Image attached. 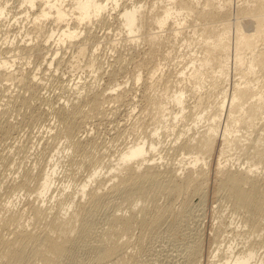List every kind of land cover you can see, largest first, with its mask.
Here are the masks:
<instances>
[{
    "label": "bare ground",
    "instance_id": "1",
    "mask_svg": "<svg viewBox=\"0 0 264 264\" xmlns=\"http://www.w3.org/2000/svg\"><path fill=\"white\" fill-rule=\"evenodd\" d=\"M114 16L119 20L115 33L121 37L113 44L119 42V46L134 50L144 41L154 59L146 78L141 73L135 75L137 81L143 79L146 85L139 99H135V90L120 87V82L100 88L96 78L63 79L61 74L55 77L52 73L66 66H79L80 59L91 56L86 65L94 71H106L111 77L117 74L125 62L116 57V61L105 66L106 61L97 53L103 43L89 31L95 24L111 25ZM0 28V32H6L0 36V87L5 80L23 91L13 96L9 90L13 98L9 96L5 107L0 108V138L4 140L0 146L7 142L10 145L7 153L0 151V164L16 165L18 157L13 158L14 152L10 151L18 148V152H30L32 147L13 141L20 129L17 121L11 119L18 115L12 112V116L11 108L26 107L22 112H30L31 122L35 119L42 123L47 115L59 121L58 125L53 123L55 131L46 136L44 151L47 149L50 154L49 160L40 163L35 159L30 167H22L24 159L18 161L22 167L18 176L11 175L5 180L8 182L4 191H0V264H139L156 226L163 225L169 214L184 217L187 197L206 191L210 157L217 151L218 165L213 164V173L220 175L212 173L218 177L213 195L220 200L218 204L223 202L233 214L241 216L242 225L247 228H235L233 236L241 238L237 249L229 246L226 255L225 249L220 248L225 258L220 251L211 254L208 262L264 264V254H258L260 249L264 252V0H0ZM12 29L15 30L11 32ZM109 30L114 28L109 26ZM50 41L53 49L46 46ZM165 44L170 48L164 47V59L176 58L173 63L178 66L164 70L162 59L154 56ZM63 47H73L76 59L58 56ZM44 49L51 76H44L41 63L30 69L29 61L18 60L24 53ZM53 76L66 98L55 104L50 101L52 97H46L43 101L47 109L37 108L39 104L33 107V101L42 99L46 79ZM235 76L238 77L233 79ZM112 100L129 102L130 114L140 104L142 107L133 114L134 119L131 117V129L127 131L145 128L136 132L130 145L121 146L115 162H109L108 157L106 163L104 156L109 153L98 150L107 146L105 138L106 146L100 144L103 147L97 149L102 136L90 133L87 124L95 113L100 116ZM9 102L16 105L11 107ZM48 122L42 125L49 133L52 124ZM237 122L245 129L238 128ZM121 134L125 138L126 134ZM169 136L166 147L163 144ZM62 138L65 150L59 145ZM61 151L66 152L71 166L79 161L88 164L90 170L81 186L77 182L73 191L61 188V193L51 195L48 192L54 189L50 190L60 174L56 166ZM232 158L241 160L244 167L229 164ZM22 196L24 204L15 207ZM112 204L115 209L99 225V212L104 205ZM224 234H215V241L221 243L220 236ZM189 246L184 254L186 264H200L199 237ZM82 251L88 259L79 258ZM218 254L222 257L218 258ZM257 254L260 258L253 259Z\"/></svg>",
    "mask_w": 264,
    "mask_h": 264
},
{
    "label": "rangeland",
    "instance_id": "2",
    "mask_svg": "<svg viewBox=\"0 0 264 264\" xmlns=\"http://www.w3.org/2000/svg\"><path fill=\"white\" fill-rule=\"evenodd\" d=\"M148 1L151 2L152 0H148ZM12 8L14 10H16V7H12ZM118 22H119V20L114 16L112 18L111 25H108V24H104V25L95 24L94 26H92L90 28L88 27L89 28V31H90V34L93 35V36H97L99 38L98 39L96 37L97 40H100V42L102 41L100 44L103 43L100 46V48L97 50V53L99 54L100 57H102L107 62V63L106 62L104 63L105 66L108 65L110 61L111 62L116 61L115 60L116 57L119 58V59H121L123 61V63L125 62V64H122V63L120 64L119 63L122 69H120V67H118L117 74H114V75L112 74V77H111V75L108 72H106V71L104 73L103 72L101 73V72L94 71L91 67H89L88 65H86L87 62L89 61L90 57H91L90 56V57H84V58L80 59V65L79 66H74V67L73 66H66V68L63 67L64 69L63 68H59L58 70L52 67L53 69H55L54 70L55 72L54 71L52 72V73H55V77L57 75L59 77V75L61 74V77H63V79L74 78V77H75V79H78L79 76H82V80L86 79L87 81H88V79L89 80H93L94 78H96L97 84L99 85L100 88L101 87H106V85H109V84L112 85L115 82H120V84L122 85L120 87H124L125 86L126 88H128V89H130L132 91L135 90V94H137V97L135 99H137V98L139 99L140 96H141V93H142V91H143V89L145 88L146 85H145L143 79L137 81L135 79V75H137L138 73H141L143 75V78H146L148 76V74H147V68L152 65V62H154V59L151 56V54L148 53L150 46L149 45L147 46L148 43L145 44L144 41H142V43H144V44H142L140 42L139 43V46L136 45L137 47L135 46L134 50L127 49L126 45H124L125 47L123 45H120L119 46V42L116 44V46H115V44H113L114 41L115 42H116V40L118 41L120 39V37H121L119 34L115 33V30L118 29V27H117ZM109 26H111V28H114V30H109ZM16 29H18V28H16ZM14 30L15 29H12L11 32H13ZM4 33H6V32H0V36H3L4 37L5 36ZM118 36H120V37H118ZM104 37H105V39H103ZM49 43H51V44H49ZM49 43H48L49 45L47 44L46 46H49V48L53 49L54 48L53 43L51 41ZM176 43H178V41H176ZM90 45H92V44H90ZM163 45L160 46L161 48H158L157 49V50H159V52L162 49V52H161L162 54L160 53L161 54L160 55L159 52L156 51L155 52V55L156 56H154V57L157 58L159 56L158 58H161L162 59L164 70L167 67L172 68V67L178 66L177 63H173V61L176 58H174V59H172V58L164 59L163 56L165 54V51H166V49L168 47L170 48V46L169 45L167 46L166 44H165V46H163ZM113 46H115L116 48L114 47V49H113ZM176 46H177V44H176ZM164 47H166V49ZM177 47H179V43H178V46ZM73 49H74L73 47H63L61 49L60 53L58 54V56L65 55V57L68 58V59H71V60L76 59V57L73 55V53H74L73 52ZM163 49H165V51ZM45 51H46V49H44L41 52H36V53L30 52L31 54L30 53L29 54L28 53L27 54L24 53V54H22L19 57L18 60L20 62H26V63L29 61L28 62L29 65H27V66H29L28 68H30V69H32L34 67L36 68V66H38L41 63L42 64L41 67H43L45 70L43 68L42 69L46 72V75H44V76L45 77L51 76V74L48 75L50 73V69L48 68V65H47L46 61H44V56L43 55H44V52ZM122 65H125V66H122ZM107 67L110 68L109 66H107ZM93 73H95V74H93ZM115 75H116V77H115ZM64 76H65V78H64ZM55 77L53 76L52 79L51 78L46 79V81H45L46 82V88H43L42 89V92H43L42 93V99H39L38 101H33V104H32L33 107H35L36 104H39V105H36L37 108H40V107L42 108V106H44V107L46 106L45 108L47 109V104L43 101V100H45L46 97H47V99H48V97H49V99L52 97L51 98L52 100H50V101L55 102V104H58L57 102L61 103L62 100H64V98H66L65 97L66 94L64 95V93H66V92H64V91L62 92L61 89L57 86L56 80H54ZM237 77L238 76H235V77H233V79H236ZM53 80H54L55 83L53 82ZM99 80H100V82H99ZM3 82H4V84L0 87L1 90H2V92H0V108L5 107L4 106V102L5 101L7 102V98L9 96H10L9 98L12 99L13 98V97H11L12 95L14 96V95L18 94L19 91L20 92L22 91V90H20V87L17 86L16 84L15 85L14 84L12 85V84H10L9 81H5V80ZM9 90L11 92L13 91L14 94L12 93V95H11L10 94L11 92ZM108 91H111V90H108ZM24 94H27L28 95L27 92L24 93ZM56 99L58 101H56ZM139 101L136 102V103L138 104ZM9 104L11 105V107H13V105H16V104H14L12 102L11 103L9 102ZM106 104H107V107H106L107 108L106 109L107 111L106 110L103 111V113L100 114V116H98L99 114L97 115L96 113H95V115H97V116H95V115L92 116L93 113L90 114V116H92V117L89 118V119H91L90 120L91 122L89 121V123L87 124V126L89 125L88 127H90L89 128V132L90 133H97V134H99L98 135L99 138L102 136L100 138V140H99L100 143H99V146L97 147V149L98 148H102L103 146H106L107 145L106 147H103V149H98V150H100V151L106 150L105 153L106 152L109 153V154L106 153L107 156L106 155L104 156L105 157V161L107 160L106 163H108L109 160H110L109 162H112V160H113V162H115L114 159L116 158V156L118 154V150L122 149L123 146L127 147L128 145H130L131 142H129V140L131 141L133 139V137H135V135H137L136 132H138V130L141 133L144 130L145 127L143 128V130L141 128H139L138 130H136V132L133 129L127 131L128 128L131 129V124H132V121H133L132 120L133 116L135 115L136 112H139V110L141 109L140 107H142V106H140V104H138V106L136 107V110H135L136 112L133 113L134 115L133 114H130L131 113V110H130L131 109V104L129 102L126 103V102H122V101L112 100L110 102H107ZM8 106H6V107H8ZM11 107L9 106V109ZM14 107L11 108L12 111H10L11 109L9 111H10V113H11L12 116H13V113L12 112H14V113L17 112V114H18L17 116H16V114H14V116H16L15 119H14V116L11 117V119L14 122L17 121L16 123L19 124L18 126H19V129L20 130L19 129L18 130L20 132L17 131V133H16L17 134V139H16V134H15V138H14L13 141L16 140L15 143L16 144H19V145L28 144L29 146H32V147H31V151L30 152L21 153L23 151H19V152L16 151V149H18V148H13L12 151H10V152H14L13 158L14 157L15 158H17V157L19 158V159L17 158V160L15 161V162H17L16 165L14 164V166H13V165L0 164V171H2L0 173V185H1V190L0 191H4V186L8 182V181H5V180H8L11 177V175H14V174H15V176H18L17 174L19 173V171L22 169V167L24 165L25 166H28L29 165L28 167H30V165L32 166L36 162L35 159L36 160L38 159V161H40V163L41 162H47L49 160V155L50 154H48L47 149L44 151V147L47 145V143H45V141L47 140L49 134L51 132H54L55 129H56L53 126V123H54V125L55 124L56 125L59 124V121H57L55 118L51 117L52 115L51 116L47 115V117L45 116V118L42 121V123L44 122L43 124H45V123H47L49 121L48 123L52 124V129H50L51 131L48 133L45 129H43V128H46L47 129V127L43 126L42 123H40L41 120H39V121L37 120V122H36L35 119H32V122H31V119L29 120V117H28L29 114H30V112L29 113H26V114H23V112L26 110V107L20 106V105H16ZM44 107H43V109H44ZM18 109H21V112L23 110V112L21 113L20 110H18ZM115 111H117V112L115 113ZM129 111H130V113H129ZM104 112H106V113L104 114ZM128 113L130 114V116H129ZM22 114L24 116H21ZM17 117L19 119H17ZM46 118H47V120H46ZM18 120H20V121H18ZM28 122L33 123V124L30 125V123H28ZM125 125H126L127 128H125ZM236 125H237L238 128H243V127L240 126L239 122H237ZM149 127H151V126H149ZM123 129H124V131H123ZM243 129H245V128H243ZM95 130H97V131H95ZM125 130L127 131V134L125 133L126 132ZM121 133H123L124 136L126 134L125 138L123 137V135ZM133 133H134V135H133ZM37 135H39V136H37ZM46 136H47V138H46ZM103 137L105 138V141L106 142L104 141V138ZM111 138H112V140H111ZM169 138H171V136L167 137V140L165 141V144H163V145H166V147L168 146V142L167 141L170 140ZM63 140L64 139L62 138L60 140V143H59V145L61 146L60 147L61 150L64 149V147H62V146L63 145L65 146V144H66V143H64L65 140L64 141ZM1 141H2V139L0 138V142ZM2 142H4V140ZM22 142H24V143H22ZM103 142H105L106 145H105V143L103 145ZM7 143H5V146H0L1 147V150L0 151H2L4 153H7L9 151L8 149H9L10 145H7ZM100 144H102L103 146H101ZM121 146H122V148H121ZM107 147H108V149H107ZM3 149H4V151H3ZM113 150H115V151H113ZM15 151H16V153H15ZM162 152L164 153L165 152V149ZM26 153H28L29 155L28 154L26 155ZM216 153H217V155L214 154L215 156L210 157L209 163L211 162L210 163L211 166H210V164L208 165L209 166L208 167L209 174L207 173V179H206L209 183L206 181L208 184H205V187H204L205 188L204 190H206V191H204V192H194V193H191L187 197V214L184 217L183 216H181V217L179 216L180 217V219H179V217L175 218L174 215H171L170 216V214H169V215H167L168 217L165 219L163 225L156 226V228L152 231V233L150 235L149 241L147 242V244L143 248V252H142V255H141L142 256V260L139 262V264H186L185 261H186L187 258L185 256L186 255L185 253H187L189 251V250H187V248L189 249L190 248L189 245L194 244L195 240H197L198 237L200 239V245L202 244L201 254L198 255L199 257L202 255L200 257L201 258L200 264H204V263L205 264H209L210 262H208V260H211V258H212L211 254L212 255L214 253H219L220 254V251H221V254H222V250L225 249L224 250V254L226 252V255H227L228 254V249L227 248L229 246H233L234 245V249H237V247H239L241 245L240 244L241 238H240V236H239V238L238 237H234V236H236L234 234L235 233L234 231H236V229L238 231H240L242 229H246L247 226L242 225L244 222H243V220L241 218H239L241 216L238 217L237 214H233V212H231L232 209H229L228 210L229 206L223 205L224 204L223 202H219V204H218L217 202L220 201V200H218L216 198L217 196H214L213 195V194H216L215 193V191H216L215 190V186H216L215 183H217V179H218V177L220 175V174H214V173H216L215 171H216V167L218 165V158H219L218 151ZM22 154L23 155L25 154L24 155L25 157L22 158L21 157ZM65 154H66V152L61 151V154H60L61 160H60V162L56 166V169L59 168L57 170V174L58 173H60V174L57 175L59 177L58 179L56 178V182L57 183L54 181L56 184L53 183L52 184L53 187L50 189V190H52L54 188L52 190L53 193H52V191L48 192L51 195L52 194H55V193H61L63 189L58 191V189H61V188H64V189L66 188L65 191H70L71 192V191H73L76 188V186H77L78 183H80V186H81L82 181L87 178V173L90 170V167H88V164L82 165L83 163H81L79 161H78L79 163L76 162V161H75L76 163L73 162V164L71 166L70 163H69V161H67V158L68 157H66ZM179 156H180V154L178 155V157ZM108 157L110 158L109 160H108ZM215 157L217 159L216 161H215ZM23 159H24L25 162L22 163V167H21V165H18L19 164L18 161L23 160ZM232 160H233V162H232ZM232 160L231 161H228V163L231 164V165H234V164H235L234 166H237V165L240 166L241 165V167H244V165H245V163H243L241 160H237V159H234V158H232ZM51 163H53V162H51ZM238 163H240V164H238ZM213 164H215L216 167H215V165L213 166ZM80 165H82V166H80ZM14 167H16L17 169L15 168L13 170ZM212 167H214V168H212ZM68 169H69V171H68ZM72 169H73L74 172L72 171ZM35 170H37V168ZM68 172H69V174L71 173L70 176H69ZM65 173L67 175H64ZM75 173L77 175L78 174L79 175L77 176ZM80 173H82V174H80ZM212 173L214 175H216V176L218 175V177L213 176ZM72 174L75 175V176H77L76 177L77 179L75 177H72L73 176ZM7 175L9 176L8 178H7ZM62 175L63 176H68V177H66V179H64L65 177H63ZM211 175L214 178H212ZM69 177H71L72 179L69 178ZM210 178L212 180H215V182L211 181ZM3 179H4V181H3ZM68 181H72V182H68ZM111 181H109L107 183L108 186L110 185ZM212 182H213V184H212ZM73 183H75V184L73 185ZM66 184H69V185L67 186ZM93 184H96V183L93 182L92 185ZM56 186H58V188ZM55 188H56V191H55ZM213 191H214V193H213ZM33 195H34V193H33ZM77 195H78V193H77ZM77 195H76V197H77ZM24 196H22L21 199H17L16 206L15 207H21L24 204V201H25ZM214 200L215 201L217 200V201L215 202ZM220 203H222V205H220ZM175 206H177V207L179 206V201H177V203H176ZM216 206H218V207L216 208ZM104 207L102 208V210L103 209L104 210L103 211L101 210L99 212L100 214H98V216H97L98 220H96V222L99 225H102L104 223V221H105L104 219H105L106 215L108 213H110L113 209H115L114 205L112 207H111V205L110 206L109 205L108 206L104 205ZM107 207L109 208V210H108ZM219 207H220V209H219ZM222 209L223 210H226V215L225 214L223 215V213L225 211L222 212ZM107 210H108V212H107ZM216 210L219 211V212H217ZM220 213L222 214L221 216L224 217L223 218L224 220L221 219V216L218 217ZM227 213H229V214H227ZM220 219L222 221V224L220 222ZM218 222H219V225H218ZM228 222H229V225H227L228 227H226V224ZM220 225H222V226H220ZM218 226H220L219 229H218ZM223 227H225L226 231H224L225 229H223ZM242 227H244V228H242ZM222 229H223V233H222ZM217 230L219 231V233H218ZM231 230H232V232H229ZM225 232H227V233H225ZM231 233H233V234H231ZM215 234H219V235L220 234H224V235H221L220 236L221 243L220 242L218 243L217 241H215L216 240V238L214 239ZM230 235H232V236L234 235V236L233 237L232 236L230 237ZM228 236H229V239H227ZM231 239H233V240H231ZM226 240L227 241L229 240L230 242L229 241L227 242ZM234 243H236V244H234ZM131 247L132 246H130V248H128V249L131 250L133 248V247L132 248ZM214 247H215V249H214V252L212 253V249ZM220 248L221 249L223 248V249L221 250ZM262 250L263 249H260V252L258 254H262L263 255L264 252ZM209 251H211V252H209ZM168 254H169V257H168ZM219 254H218V256H219ZM224 254H222V255L225 258L226 255H224ZM258 254L253 259H256V257L258 256ZM173 255H174V258H173ZM218 256L215 257L216 260L218 258L222 257V256H219V257ZM88 257L89 256H87L86 252H84V251L80 252L79 258H86V259H88ZM257 258H260V255ZM86 259H83V260H86ZM206 262H208V263H206Z\"/></svg>",
    "mask_w": 264,
    "mask_h": 264
}]
</instances>
